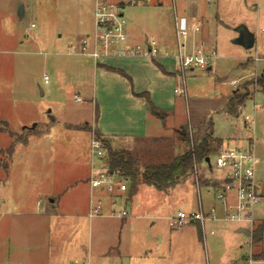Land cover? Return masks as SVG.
I'll use <instances>...</instances> for the list:
<instances>
[{"label": "rangeland", "instance_id": "1", "mask_svg": "<svg viewBox=\"0 0 264 264\" xmlns=\"http://www.w3.org/2000/svg\"><path fill=\"white\" fill-rule=\"evenodd\" d=\"M93 5L94 0H0V176L8 163L7 146L12 139L25 135L27 129L45 130L42 140L36 145L38 138L32 137L28 153L16 159L52 160V175L43 166L37 168V189L62 196L67 207L78 202L80 210L86 181L84 177L81 181L75 178L83 172L80 163L85 147L78 140L84 129L64 123L80 122L81 127H87L84 117L90 112L89 103L77 86L88 78L86 72L78 68L83 63L81 60L88 58L71 52L79 48L81 38L93 30ZM192 7L195 13L203 15L204 49L206 52L214 49L215 57L209 66L187 69L179 75L174 87L181 91L174 92L177 100L174 114L166 118L165 127L160 122L157 132L153 130L147 140L133 143L136 149L132 152L137 154L140 168L148 160L165 159L183 152L194 137L208 128L222 139L248 134L255 109H260L264 128V108L261 107L264 93L258 91L257 83L264 68V0H152L127 4L122 11L128 33L140 37L156 32L172 45L174 12L183 16L192 11ZM249 34L254 42L251 47H245L241 40L245 41ZM255 56L260 59L255 60ZM231 79L240 80L233 86ZM233 89L240 93L256 90L245 100L241 111L237 110V115L226 111L227 98ZM246 115L251 120L247 125L243 121ZM24 126L27 129H23ZM9 131H13V135ZM184 134L187 137H183ZM117 144L126 146L122 140L112 145ZM36 146L40 150L38 157L32 154ZM255 150L259 158L255 178L261 196L253 207V226H245L250 234L257 222L264 221V136L256 140ZM24 170L30 171L29 168ZM218 177V171L209 170L200 162L196 171L169 190L160 191L140 179L134 184L128 180L132 191L127 203L128 224H123L121 229L116 217L92 218V225H96L92 233L93 249L102 251L109 245V264H118L115 261L118 256H127L123 250L137 254L140 243L153 238L165 246L167 264H227L249 249L264 253V228L261 240L252 243L250 234L236 232L232 221L219 223L214 234L208 232L207 223V230L204 235L201 232L200 237L195 224L182 228L169 226L167 216L178 208H185L180 203L185 190L192 188L196 193V185L199 186L204 203L209 204L213 201L209 185ZM153 220L155 223H151ZM79 222L81 226H89L88 217H79ZM227 225L230 226L222 230ZM115 239L119 246L117 242L112 243Z\"/></svg>", "mask_w": 264, "mask_h": 264}, {"label": "crops", "instance_id": "2", "mask_svg": "<svg viewBox=\"0 0 264 264\" xmlns=\"http://www.w3.org/2000/svg\"><path fill=\"white\" fill-rule=\"evenodd\" d=\"M196 15L200 19L203 18V15L195 13V8L192 7V11H188L183 16H188L189 18ZM147 39H154L161 48L172 49L174 47V43L172 45L168 44L156 32L150 34V36L139 37L133 33H128L126 30L127 44L141 43ZM189 43L190 45L191 43L205 44L203 26L199 32L190 33ZM77 49L75 48L71 53L88 58V60H81L83 63L78 65L79 70L82 73L86 72L88 78L82 80V82L80 81L77 88L79 93L83 95L84 100L89 103L90 112H86L87 116L84 117L86 119L85 123L89 127H81L80 122H65L64 124L84 129L83 133H81V140L78 137V141L85 147L84 156L80 163L83 172L75 178V181H81L82 177H84L86 181L82 209L77 208L78 202H74L73 207H67L61 199L62 196L58 197L53 192L37 189V168L43 166L47 169L48 174L52 175V160L48 158L46 161L39 158L29 160L16 159L17 156L28 153L32 137L38 138L35 139L37 145V141L42 140V136L46 135V131L38 129L36 132L29 134L25 142L16 141L13 151L9 155L8 163L0 176H3L0 181V264H78V261L85 257L90 260L91 264H109L110 258L107 256V246L109 245L104 246L102 251L93 249L92 233L96 229V225H92V218L99 216L112 218L116 216L104 214L93 217L87 216L90 198L96 192L88 182L90 163L92 161L90 140L94 132H97L102 137L107 138L112 148L133 151L136 149L133 145L134 142L147 140L153 130L157 132L160 122L161 126L165 127L164 121L167 117H171L176 110L177 100L174 86L182 73L177 68L172 57L165 55L153 58L108 55L96 59L89 54L78 52ZM262 72H264V68L259 74ZM255 91L248 92L245 100L252 97ZM232 92L228 96L227 101L231 97ZM150 103L156 106L160 112H152ZM259 110H254L252 127L248 134L246 132L247 139L253 141L254 147L256 140L264 136V128L261 126V118L263 116L259 113ZM245 135L242 133L231 135L226 139L221 138V143L245 145L248 141L244 140ZM119 140L126 142V146L112 145ZM38 152H40L38 146L34 147L32 154L38 157ZM24 168H29L30 171L28 172L27 170L26 172ZM131 192L128 184L126 191L128 199L123 203L126 208L132 195ZM200 197L198 192L194 193L192 188L186 189L185 195L180 199V203L185 208L178 209L191 210L197 208L200 204ZM108 201L109 199H107L104 206V211L109 209ZM212 202L205 204L201 197V205L204 207H207ZM55 204L57 207H55ZM81 216L83 218L88 217L89 226L87 228L80 225L79 217ZM116 218H118L117 222H119L121 229L123 224H128L127 216ZM222 222L208 223V229L213 228L216 230L215 226ZM151 223H155V220ZM192 224H195L197 231V223ZM234 224L236 232H243L240 230L242 227L240 224ZM228 226L230 225L223 227L222 230L224 228L227 229ZM153 241H155L154 238L152 241L146 239L144 243H140V246L137 243L136 246H139L137 254L123 250V254H127V256H118L115 259L116 263L167 264L165 246ZM116 242L117 244L119 243L117 239L112 243L116 244ZM110 243L108 242L107 244ZM251 250L254 251L253 249ZM254 252L264 255L262 251ZM243 254H240L239 258ZM239 258H232L227 264H235Z\"/></svg>", "mask_w": 264, "mask_h": 264}, {"label": "built area", "instance_id": "3", "mask_svg": "<svg viewBox=\"0 0 264 264\" xmlns=\"http://www.w3.org/2000/svg\"><path fill=\"white\" fill-rule=\"evenodd\" d=\"M150 1L152 0H94V29L81 38L77 51L96 59L108 55L152 58L159 55L170 56L182 74L187 69L209 66L210 60L215 57V50L206 52L204 43H191V45L189 43L190 33L199 32L202 27L201 19L197 15L188 18V16H178L174 12L172 49L161 48L154 39H147L141 43H126V19L122 11L124 6ZM258 58L255 56V59ZM239 80L231 79L230 84L236 86ZM174 91L179 92L181 89L176 87ZM242 106L243 104L236 106L239 112ZM261 107L264 108V103ZM243 121L247 124L250 119L246 115ZM105 153L103 141L93 134L90 140L92 161L88 182L96 192L90 198L87 216L104 214L126 217L128 210L123 203L128 199L126 194L128 178L118 169L109 167ZM258 162L259 158L251 139L245 145L221 143L218 150L209 157V163L204 161L209 170L214 169L219 173L217 181L209 185L212 189L213 202L207 207L202 206L199 186L196 185L200 197L199 206L191 210H175L167 216L169 226L180 228L189 223H197L203 235L207 230V223L232 221L243 227L253 226L255 222L253 207L261 196L259 182L255 178ZM196 170L197 166L194 171ZM107 199H109V209L104 211ZM214 231L213 228L208 229L209 233ZM78 264H91V262L89 259H82ZM235 264H264V255H259L250 249Z\"/></svg>", "mask_w": 264, "mask_h": 264}, {"label": "trees", "instance_id": "4", "mask_svg": "<svg viewBox=\"0 0 264 264\" xmlns=\"http://www.w3.org/2000/svg\"><path fill=\"white\" fill-rule=\"evenodd\" d=\"M259 90L264 92V72H262L257 80ZM248 92L240 93L238 90L232 92L231 97L226 103V111L230 114L236 115L238 104H243ZM152 112L159 113L160 111L152 103L149 104ZM6 126V122L2 123ZM87 125L88 124H84ZM86 127V128H87ZM23 129H27L24 126ZM35 131L27 129L25 135L12 139L11 143L7 146L9 154L13 151L14 143L16 141L25 142L27 136ZM10 135H13V131H9ZM94 134L100 138L105 146V160L110 168L118 169L123 175H125L131 184H134L138 179L148 183L158 190H169L174 185L182 182L190 173L195 169V166L200 162H204L207 157H211L219 148L221 144V138L213 134L212 129H206L202 134L194 137L191 141V145L183 152L167 156L165 159L148 160L140 168L138 163L137 154L128 149H115L106 142L99 133ZM187 135H183V137ZM133 186V185H131ZM264 228V221L257 222L251 230V242L255 243L261 240L262 231ZM197 232L200 237V229L197 224Z\"/></svg>", "mask_w": 264, "mask_h": 264}, {"label": "water", "instance_id": "5", "mask_svg": "<svg viewBox=\"0 0 264 264\" xmlns=\"http://www.w3.org/2000/svg\"><path fill=\"white\" fill-rule=\"evenodd\" d=\"M19 13L22 14V6H20V8H19ZM241 41H242V43L244 44L245 47H251L253 45L254 39H253L252 34H249L245 41L244 40H241ZM205 161L207 163H209V157H207L205 159ZM240 230H242L243 232H245L247 235L250 234V229H248L247 227H243L242 226L240 228Z\"/></svg>", "mask_w": 264, "mask_h": 264}]
</instances>
